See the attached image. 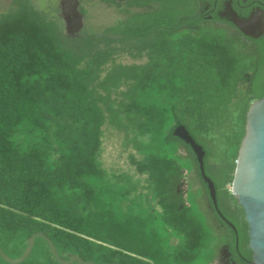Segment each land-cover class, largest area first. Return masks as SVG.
<instances>
[{
    "label": "trees",
    "instance_id": "trees-1",
    "mask_svg": "<svg viewBox=\"0 0 264 264\" xmlns=\"http://www.w3.org/2000/svg\"><path fill=\"white\" fill-rule=\"evenodd\" d=\"M102 1L126 5L128 16L79 37L32 0H12L0 14L2 250L18 259L43 233L65 261L197 264L205 231L187 203L190 183L216 221L219 248L236 249L238 236V264H250L231 186L247 112L264 96V39L251 48L193 18L197 0ZM124 54L133 62L120 61ZM179 126L205 151L219 209L235 229L215 210L193 150L174 135ZM106 127L123 134L144 184L103 168ZM21 264L60 263L38 237Z\"/></svg>",
    "mask_w": 264,
    "mask_h": 264
},
{
    "label": "water",
    "instance_id": "water-1",
    "mask_svg": "<svg viewBox=\"0 0 264 264\" xmlns=\"http://www.w3.org/2000/svg\"><path fill=\"white\" fill-rule=\"evenodd\" d=\"M116 1L122 3L129 0ZM60 5L67 34L74 35L81 31L83 14L79 9V0H62ZM174 135L182 139L193 150L201 176L207 184L213 206L219 216L225 220L218 206L214 182L205 171V151L196 143L185 127L179 126ZM231 193L237 204L243 209L244 219L248 225V247L252 252L250 264H264V96L253 102L247 112L245 135L238 151ZM227 224L235 229L232 223L227 221ZM38 237L48 242L53 256L60 264H72L76 261L77 264L85 263L78 256H72L68 261L61 259L51 240L43 233H36L30 237L28 246L20 258H10L4 253L1 246L0 257L9 264H21L31 254ZM90 264L93 263L90 262Z\"/></svg>",
    "mask_w": 264,
    "mask_h": 264
},
{
    "label": "rangeland",
    "instance_id": "rangeland-1",
    "mask_svg": "<svg viewBox=\"0 0 264 264\" xmlns=\"http://www.w3.org/2000/svg\"><path fill=\"white\" fill-rule=\"evenodd\" d=\"M32 1L37 9L49 12L50 15L56 16L59 19V23L63 28L64 33H67L58 0ZM183 1H186V3H189L191 6L194 5L193 1ZM184 2L177 3V8H183L185 5ZM11 5L12 0H0V14L8 11L11 8ZM80 7L85 10V14L82 18L83 27L81 31L72 36L79 37L91 33L100 34L106 27L112 26L128 16L126 13V9L128 8L124 4L118 8L111 6L102 0H85L80 3ZM136 11H142V9H129V12ZM120 61L125 64L133 62L131 57L127 54H124L120 58ZM143 61H145V59L137 61V63H143ZM130 152H132L131 148L124 147L123 134L110 127H106L104 144L100 155V161L102 162L103 168L109 174H129L134 179H140L142 184H144V176L139 175L129 161ZM183 189L185 190L186 186H184ZM187 190V203L192 207L196 219L201 222L205 231V239L198 256L197 264H212L214 262L215 264H224L220 258H217L220 253V238H218L216 221L214 220L206 202H202V204L197 203L199 194L197 193L198 188H193L189 183Z\"/></svg>",
    "mask_w": 264,
    "mask_h": 264
},
{
    "label": "flooded vegetation",
    "instance_id": "flooded-vegetation-1",
    "mask_svg": "<svg viewBox=\"0 0 264 264\" xmlns=\"http://www.w3.org/2000/svg\"><path fill=\"white\" fill-rule=\"evenodd\" d=\"M61 1L58 4L61 7ZM85 0H79L81 3ZM90 1V0H87ZM197 10L193 18L201 22L214 24L233 33L248 47L255 48L257 43L264 39V0H197ZM81 10V7L79 6ZM84 15V14H83ZM233 210L231 206L229 208ZM221 211V210H220ZM224 224L232 223L224 212L221 211ZM236 235H237V231ZM224 264H238L240 255L238 236L236 249L225 243L220 248L219 257Z\"/></svg>",
    "mask_w": 264,
    "mask_h": 264
}]
</instances>
